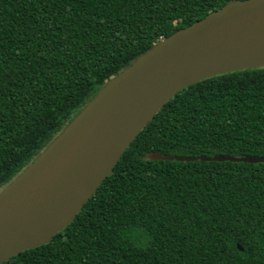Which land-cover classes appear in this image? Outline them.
<instances>
[{
  "label": "trees",
  "instance_id": "trees-1",
  "mask_svg": "<svg viewBox=\"0 0 264 264\" xmlns=\"http://www.w3.org/2000/svg\"><path fill=\"white\" fill-rule=\"evenodd\" d=\"M231 1L0 0V191L111 76ZM151 152L264 159V67L177 92L71 223L2 264H264V162Z\"/></svg>",
  "mask_w": 264,
  "mask_h": 264
},
{
  "label": "water",
  "instance_id": "water-1",
  "mask_svg": "<svg viewBox=\"0 0 264 264\" xmlns=\"http://www.w3.org/2000/svg\"><path fill=\"white\" fill-rule=\"evenodd\" d=\"M264 67V0H235L157 42L105 85L0 191V264L47 244L72 222L137 134L177 92L206 78ZM149 160L264 162L252 156ZM238 250L242 248L237 245Z\"/></svg>",
  "mask_w": 264,
  "mask_h": 264
}]
</instances>
